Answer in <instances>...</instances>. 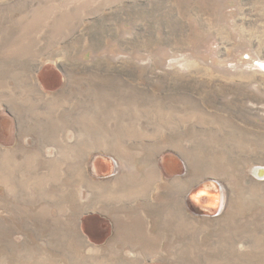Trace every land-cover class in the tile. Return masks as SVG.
Returning a JSON list of instances; mask_svg holds the SVG:
<instances>
[{
	"label": "rangeland",
	"instance_id": "rangeland-1",
	"mask_svg": "<svg viewBox=\"0 0 264 264\" xmlns=\"http://www.w3.org/2000/svg\"><path fill=\"white\" fill-rule=\"evenodd\" d=\"M0 264H264V0H0Z\"/></svg>",
	"mask_w": 264,
	"mask_h": 264
},
{
	"label": "bare ground",
	"instance_id": "bare-ground-1",
	"mask_svg": "<svg viewBox=\"0 0 264 264\" xmlns=\"http://www.w3.org/2000/svg\"><path fill=\"white\" fill-rule=\"evenodd\" d=\"M204 192V191H203ZM206 194L203 193V195H206V200L208 204H212V191H206ZM201 194V193H200ZM202 195V196H203ZM204 198V197H203ZM204 200V199H203ZM205 201V200H204ZM138 224V223H137ZM138 230V229H137ZM208 261V260H207Z\"/></svg>",
	"mask_w": 264,
	"mask_h": 264
}]
</instances>
